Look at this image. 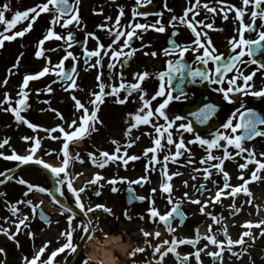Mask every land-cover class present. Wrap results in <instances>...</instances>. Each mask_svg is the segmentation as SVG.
<instances>
[{"label":"snow or ice","instance_id":"1","mask_svg":"<svg viewBox=\"0 0 264 264\" xmlns=\"http://www.w3.org/2000/svg\"><path fill=\"white\" fill-rule=\"evenodd\" d=\"M152 3V0H135L136 6L131 10L132 19L125 25L121 23V18L126 16V12L123 6L119 7L118 15L115 21L112 23H107L113 20L111 16H106V23L98 25L99 28L106 30L110 37H112L111 43L105 45L100 42L96 37L94 32L86 31V36L82 44V55L84 57L85 70H90L92 68L98 69L97 74V87L98 91H93L90 93V99L87 104L83 103L80 98L74 94L75 91L80 89L77 80L79 78L78 64L80 57L77 56L71 49L81 42L77 40L76 33L74 29L79 28L81 25L80 16V5L81 0H41L40 3L29 7L25 10H16L11 18H6L5 13L12 12L11 0H7L6 3L0 5V25H4L3 31H0V47H3L6 41H13L18 37L22 38L26 33L32 30L33 25L37 18L42 13H51L50 25L46 29L45 34L37 42V50L35 56L37 58H43L45 60L44 67L36 73H26L23 76L22 83L17 92V98L11 97L8 92H5L3 99H0V111L11 112L14 119L17 122L27 125L33 131H37L43 126L37 125L29 121L22 113L27 110L30 105L28 104L30 92L32 91L29 87L31 81L38 80L47 75H53L56 79H53L51 84L47 85L44 89H36L37 93L41 91L46 93H53L55 90L52 84L60 83L63 90L66 92H72V100L74 101L75 108L77 112H80L78 118L72 119L70 122L65 121L63 114L59 113L57 109L51 108L50 101H45L49 104V109L57 113L60 120L67 124V129L64 124L56 125L52 128L43 129L49 134V138L61 139L62 149V166H53L45 162L42 158H36L35 163L43 167V169L50 170V172L55 177V192L59 193L60 196H64V187L70 191L74 196L75 209L69 207L68 203L62 202L57 198L51 191V185L49 186H38L25 180L24 178H19L18 183L21 185H26V191L23 193L22 199L12 204L9 210L13 216H17L21 209L18 205L23 204L24 206H31L30 211L35 213L39 205L33 206V200L29 198L30 192L32 190L39 191L40 193H47L53 200L59 204L60 208L65 213H70L66 215V222L69 226L66 231L67 242L63 244L62 247L52 251L48 255L47 260L43 264H52L53 258L57 256L58 252L63 253L65 249H70L72 253L78 254V246L73 243V230L72 223L74 217L77 215L81 216L80 226L82 227L83 235H81V242L86 245L89 240L93 239V234L96 228L93 227V222L90 219H86L90 212L95 209L103 210L105 213L112 214V209L107 207L102 203H97L95 208L87 207L81 202V193L85 192V188H93L95 195L99 197L101 192L96 190L93 186H99L103 188L104 183L112 185L111 191L117 192L118 189L115 187L118 179L120 181L128 180L126 177H113L108 179L101 175L100 173L94 174L91 181L87 182L85 187H81L79 190L73 188L72 181L69 179V173L67 169L72 163L73 159L78 160L80 163H84V160L77 155L75 158L69 155V142H75L74 138H82L93 131H96V124L103 122L98 117V112L100 111V106L105 103L106 97H115V103L126 104L133 97L135 93H139L140 105L138 109L133 113H128L129 121L128 127L125 130L124 135L128 138L125 145H121L119 141L112 140V143L116 146L115 151L110 154L108 151L97 150L96 152H88L87 155L91 162L98 166L100 169L105 168V166L111 161L119 166V161H123V166H127L129 160L135 161L139 159L137 155H129L128 148H131L136 141L139 140V136L133 138L132 132L134 129L138 130L141 125H150L153 129L152 133H144L152 139L153 146L146 148L143 151V157L148 159V165L145 167V171L149 175L140 177L136 180H128L129 184L135 183L137 185H142V182H150L151 171L156 170V166H160V172L162 180L160 182V188L163 194L166 195V199L171 208L165 213L158 211L155 205L154 199L152 200V206L149 208V220L159 224L163 222L169 233L173 234V239L171 241L165 239L162 243L163 246L171 245L167 247L166 250L161 244H157L153 251V256H158L156 264H163L165 257L170 253L176 255V259L180 261V264H190L189 256L193 257L197 264H201L202 253L211 256L214 260L222 259V253L227 251L231 252L233 256H243L247 252V247L249 245V240L254 238L252 232L247 229L255 227L256 229L264 228V220L256 222L253 224L252 221H246L244 223L245 230L237 239H232L226 227L222 225V221L225 219L223 216L217 217L213 213L206 212V208L209 203H219L221 202V195L224 190H229L226 195L233 197V204L231 205L230 215L235 216L241 210L242 205L238 206L235 203V197L243 192L251 195L249 188L247 187L249 179L245 178L243 173L238 177L241 184L238 186H232L229 183L230 176L229 173L224 169L223 165L225 160L233 159V152L230 151V147L235 150L236 156H244L245 163L238 165L239 169H248L250 165L253 166L251 171L250 179L253 181H259L264 179L261 173H264V152L257 154L254 148L246 147L248 141L253 140L255 137L264 138V114L259 111L245 107L243 101H241V107L236 109L231 116L227 119L225 123L222 124L221 129L210 133L209 137H203L198 132L194 130L193 123L189 120L187 123H177L182 121L185 117L180 115L170 116L168 114V106L173 100H179L181 97L185 96V85L186 83L204 82L207 81L209 84L219 85L217 91L223 94L225 100L233 102L231 99L232 94H241L243 96L251 95L253 97H264V85L259 89L255 87L254 77L257 73H264V59H258L257 57L264 52V0H241L240 5L233 4L231 0H188L189 6L183 11L180 16L172 15L168 24H171L174 28L173 35H178L177 30L178 25H183L190 29L193 34L194 39L190 44L177 43L175 40L171 41V51L168 48L162 50L163 54L170 57L166 61V67L164 70L159 71L155 75L158 77L160 83L158 90L149 98L146 91L142 87L143 82L150 78L153 73L144 70L142 72H136L133 74V81L128 82L123 76V72L118 73L119 84L112 83L114 78V73L109 71L108 79L109 83L105 84L102 80L104 75L103 69V57L107 56L109 58V63L107 67L112 70L117 64H120L121 69L124 64L132 58L139 49L132 47V41L134 38L138 37L141 33L138 30L146 32L149 28L154 29L158 32H164L166 30L165 24L161 23L158 19L154 23L146 24L137 21V17H144L150 15L149 12L143 9ZM164 8L168 11H172L167 8V0L164 2ZM94 12L98 14H103V7L98 10L93 9ZM201 12L205 13L203 19H197L201 15ZM234 12V19L239 24L236 29L237 35L232 36L228 39V54L220 52L214 45L212 37L209 35L210 31H223L222 28H216L215 26V15L218 13H223V19L228 20L229 13ZM158 17L163 16V12L154 13ZM211 14L212 20L209 22V15ZM28 21L27 25L20 29L12 32L16 26L22 21ZM261 23H257V21ZM59 26L63 29H69L66 34L58 33L55 28ZM255 33V38L249 35L247 38L245 33ZM11 33V34H9ZM97 39V45L94 49H89L87 47L88 39ZM63 40V50L64 55L59 58V60L53 63L51 57L47 55L49 52L58 51V49H49L45 47L46 41L50 40ZM150 46V45H146ZM127 49V51H125ZM191 51L195 54L194 63L200 66L192 67L185 61V55ZM152 55L155 57L157 52L153 51L151 53H145V55ZM22 55L17 58L16 63L12 65L9 69L10 74H14L13 70L19 68L20 59ZM248 60H245V57ZM95 57V62H91L92 58ZM120 57H124V60H120ZM175 57V59L171 58ZM70 61L71 67L66 70L65 62ZM212 65V67H209ZM241 65H256L250 73L245 74ZM228 73H232L228 76ZM242 81L238 84L237 81ZM175 82V83H174ZM225 82L227 87H224ZM3 86L8 84V79L0 82ZM107 89V90H106ZM174 91H178V95H173ZM123 93V95H121ZM157 98H162L161 102L153 108L152 102L157 100ZM7 105V107H5ZM15 105V106H14ZM91 106V109L89 108ZM43 111V109H42ZM218 112V107L216 104H204L198 111L191 113L195 117L196 123L207 124L209 120L215 116ZM163 123H160V121ZM236 121L235 123L233 121ZM177 133V139L174 140L173 132ZM59 132L61 136H51V133ZM184 133H189L193 135L190 140H185ZM22 139L26 142H31L27 151L29 154H19L15 149L11 150L10 154H5L0 151V157L4 159L18 162V166L26 165L34 160V154L41 148L42 137H30L24 136ZM162 140L166 143H162ZM9 144V139H4L0 142V149H3L5 145ZM198 144L200 147L205 148L206 155L199 159L198 163L202 166L200 168L193 167V172H202L203 180L205 182L212 180L213 185L216 187L214 195L210 194L209 200L201 201L199 198L192 199L188 192L183 194V198L174 197V188L171 183L173 176L181 175L178 170L169 172V162L173 164L184 163V166L195 165L197 161L192 154L190 145ZM175 147V152L171 151V147ZM206 146V147H205ZM123 148V155L118 156ZM213 150L220 151L223 150V155H215ZM52 151L48 150L46 154L50 155ZM163 152V160L158 159L157 153ZM152 154L149 156V154ZM187 153L186 162H181L178 158L185 156ZM98 157L103 158L99 159ZM260 157V158H258ZM217 161V163H213ZM215 170V171H213ZM216 174H222L223 185L221 186L212 177ZM79 175V174H78ZM0 177H6L7 180H13L14 174L11 169L7 172L0 171ZM193 180L197 179L196 175H192ZM5 179H0V184H4ZM103 182V183H102ZM185 187H188V181L183 182ZM195 188V185H193ZM196 192H201V190L208 191L206 183H202L198 188H195ZM157 189H151V193H156ZM129 192L132 189L129 188ZM5 195L0 193V196ZM132 199V197H130ZM139 201H144L146 197L139 196L135 197ZM184 199H188L191 203L200 205V212L203 215H208L212 218L215 224L221 225L216 229H213L209 225L208 233L204 236L199 234V230H196V235L194 238H180L175 237V228L173 227V220L179 218L180 225H183L186 220V214L182 211V203ZM124 216L127 220L131 221L133 217L128 214L127 209L124 212ZM40 219L47 223H50V218L45 215L43 211L39 212ZM140 220H144L145 216L141 214L139 216ZM29 216H23L18 218L15 222V227L17 233H19L21 226L28 228L29 225L27 221ZM145 239V244L150 245V241L147 239L152 236L153 233L145 229H140ZM0 232L9 236L10 239H15L16 235L13 234L8 228L0 226ZM216 232H220L225 236V240H218ZM155 237L160 236V232L156 231L154 233ZM260 235L264 236V232ZM248 238L246 240L245 238ZM201 239L207 241V243L199 246ZM191 245L196 250L193 253H189L181 256L177 253L176 249L178 245ZM217 246L219 251L208 252L207 249L210 246ZM234 245H240L241 250L235 252L233 250ZM5 249L0 248V253H4ZM145 251L142 247H136L132 252L131 256H136L138 253H143ZM45 253V247H41L39 252L36 253L31 259L25 257V264H37L40 260L41 254ZM74 264V262H73ZM82 264H91V261L86 257ZM96 264H101L97 261Z\"/></svg>","mask_w":264,"mask_h":264},{"label":"rangeland","instance_id":"2","mask_svg":"<svg viewBox=\"0 0 264 264\" xmlns=\"http://www.w3.org/2000/svg\"><path fill=\"white\" fill-rule=\"evenodd\" d=\"M2 3H6L7 0H0ZM233 4L240 5L241 0H233ZM12 5V12H7L6 18H11L13 13L16 10H25L29 7H32L36 5L35 0H11ZM222 15V14H221ZM229 19L231 20V26L232 28L230 30H226L224 28L223 31H211L212 35L216 36L218 39L217 48L221 47V44L228 45V38L231 36L237 35L236 29L239 27V24L236 22L234 17V12L229 13ZM259 21V20H258ZM36 22V21H35ZM46 22V20H45ZM28 21H22L19 23L15 29L11 30L12 32L16 30H20L24 28L27 25ZM261 23V21H259ZM84 27V25H82ZM4 25H0V30L3 31ZM80 28H77L79 30ZM219 29V28H218ZM37 23L35 25V28L29 31L25 34L24 37L17 39L13 41H6L3 47H0V82L4 81L6 78L8 79V84L6 86H3L0 84V99H3V95L5 92H8L10 94V91L14 92L12 95H15L14 99L17 98V92L19 91L20 87V79L21 76H23L26 73H31L32 71H36L43 64L36 62L35 58H32V54L36 50L35 45V38L37 36ZM230 33V34H229ZM11 34V33H9ZM229 34V35H228ZM228 38L226 39V37ZM246 38L248 37L247 32L245 33ZM255 38V35L252 37ZM112 40V37L109 38ZM52 41H46L45 47L52 49ZM229 48V47H228ZM126 51V49H125ZM22 55V58L20 59V64L18 69H14L13 73H9V69L12 67L14 63H16V60L18 57ZM144 57L143 53H140L138 57H141V60H145L142 58ZM52 59V58H51ZM106 61V69L108 71L110 70L107 65L109 63V58ZM245 60H248L249 58L246 56L244 58ZM53 61V60H52ZM152 60H145L142 63L141 66L143 68L150 67L152 70L160 69L159 66L156 65L157 68H153L151 66ZM146 64V67L145 65ZM120 64H117L116 66H119ZM245 74L250 73L256 65H242L240 66ZM114 70V69H113ZM123 71V69H121ZM132 70V69H131ZM130 71V70H129ZM127 73L126 71H124ZM137 71L132 70V75L136 73ZM51 76V75H48ZM49 79V78H48ZM47 79V80H48ZM86 79L85 73L83 72L81 75V83L84 82ZM10 80H13L15 83H11ZM12 81V82H13ZM113 82L116 84V79L113 78ZM255 87L259 89L262 85H264V73H257V75L254 77ZM104 83L107 84L106 79L104 80ZM92 89L94 88V83L92 85ZM59 89H55L53 92V97L55 101V107L59 111V113L63 114L64 120L70 122L72 119L78 118L80 116V112L76 111L74 101L72 100V92H66L63 90L62 86H59ZM107 90V89H106ZM35 91V89H34ZM90 91V90H89ZM95 91V90H93ZM92 91V92H93ZM75 95L77 98H80L81 101L85 104H87L88 100L90 99V94L86 97L85 92L82 90V98L80 97V91H75ZM89 92V93H92ZM48 97H51V95H48ZM253 98V96L249 95V99ZM256 98V97H254ZM264 100V97H262ZM108 104L104 105L102 108H100L101 113L100 120L103 122L102 124L97 123L96 124V131L91 132L88 139L87 136H84L82 138H77L75 142H69V155L70 157L75 158L77 155H79L83 160L84 163H80L78 160L73 159L72 163L70 164L69 168L67 169L69 173V179L72 181L73 188L79 190L81 187H85L87 182L91 181L94 177V174L100 173L104 177L111 179L113 177H126L128 180H134L136 177H143L146 175H149L145 171L146 165H148V160L145 161L143 155H141V151H143L144 147L149 145L150 137L148 140V143L145 144L142 148H135L133 151L135 152L134 155H137L140 157L139 159L135 161L129 160L128 165L125 167L123 166V161H119V166L116 163H112L111 161L108 163V165L100 169L98 166L94 165L90 158L88 157V152H96L97 150L102 151H108L110 154H112L115 151V145L112 143V140H117L120 142L121 145H125L128 141V138L124 135L126 128L128 127L129 117L128 113L135 112L138 107L132 110L130 109V105H126L124 107H121L120 104L115 103V97H109ZM54 105V102L52 104ZM41 109L44 108L43 105H39ZM264 107V106H263ZM75 108V109H74ZM89 108L91 109V106L89 105ZM39 109V111L41 110ZM256 109V108H255ZM99 113V114H100ZM8 118V119H7ZM64 123V121H63ZM12 124V121L9 119L8 114L4 111H0V142L3 141V137L9 138L12 137L14 134L20 133V131L14 130V127H11L12 129H8V126L6 125ZM65 128L67 129V124H64ZM151 133V132H148ZM144 132L139 128L138 130L134 129L132 132V137L135 138L139 136V140L136 141L134 144L135 147H137V144L142 140V135ZM127 139V141H125ZM246 147L248 148H254L258 153L264 152V138L258 137L256 140L252 141L251 143H246ZM29 148L28 145H26V141L23 139L13 140L12 144L8 147H5L3 149H0V151L4 152L6 155L11 153L12 149H15L17 153L19 154H29L27 149ZM58 149H62V140L52 139L44 144V146L39 149L36 152V155H38L39 151H42V156L47 157L48 154L46 152L48 150H55L52 151L51 154L57 155V165L62 166V152L60 151V156H58ZM131 148H128V154L133 155V152L130 151ZM130 152V153H129ZM50 154V155H51ZM116 155L120 156L123 155V148L120 153H117ZM239 157L240 161L237 163V168L232 171V177H230L229 182H234L235 185L231 184L232 186H238L241 184V181L238 179V177L242 174V170L239 169L238 165L241 163H245L244 156H236ZM260 158V157H258ZM3 157H0V171H5L7 166L6 162H4ZM101 159L98 157V160ZM264 159V158H261ZM162 161V160H161ZM181 162H186L185 160H180ZM244 161V162H243ZM6 166V167H5ZM193 167L200 168L202 167L198 161L195 165L190 166H184V163H178L173 164L169 162L168 168L170 174L175 171H179L182 173L178 176H173V180L171 181L173 188H174V197L175 198H183V194L185 192H188L192 199L199 198L201 201L209 200L210 194L214 195L216 191V187L213 185L212 180H209L205 182L203 180L202 172H193ZM247 172H245V178L248 177L249 179V192L251 195H248L247 193H239L235 197V203L241 207V210L238 214H236L234 217L230 215L231 211V205L233 204V197L230 195H226L224 193H227L229 190H224V193L221 195V202L219 203H209L206 212L213 213L218 218L223 216L225 219L222 221V225L225 227L227 225L226 229L229 234V236L232 239H237L242 234V232L245 230L244 223L246 221H253L257 220L256 222L264 220V179H260L259 181H253L250 179L251 171L254 170L253 166L250 165L248 169H246ZM39 174V172L34 171H28V170H22L17 174H14V179L11 180V183H9L8 188L5 189L3 187L1 190L3 192L1 193H8L9 191H14V187H18L19 185H16L15 182L18 181L19 178H24L25 180L30 175H36ZM79 174V175H78ZM192 175H196L197 179L193 180L191 177ZM261 176H264V173H261ZM155 182H154V180ZM213 180H216L221 186L223 185V180L221 176L214 175L212 177ZM128 180L120 181L118 179L117 184L115 187H117V192H112L111 187L112 185H109L107 183H104L103 188H100L97 186V190L101 192V195L97 197L95 193L91 192L89 188H85V192L81 193V202L85 204L87 207H93L95 208V205L99 203L102 198L104 199V205L107 207H110L112 209V214L105 213L103 210L95 209L93 212H90L88 214V219L92 220L93 227L96 228L98 231H95L94 238L104 239L105 234L107 235H120L122 236V242L129 245L125 253H121L119 248L113 247L115 249H112V254L118 258L119 264H156V261L158 260V256H153L154 248L157 244H161L162 247L166 250L168 246H163V241L165 239L171 241L173 239V234L169 233L167 229L162 225L160 226V223H154L149 220V212L148 210L141 209L139 212L136 211H128V214L133 217L131 220L132 223L128 226L132 229H134L133 233L128 232V227H125L124 232H120V224L124 226V222L120 219V212L121 208L125 209V206H121L122 203H126V197H125V191L127 188L133 187V184H129ZM162 180L161 172H160V166H156V170L151 171L150 173V185L157 189L156 193L150 195L152 200L154 199L155 205L159 212L164 213L171 205L168 204L165 194L162 193L160 188V182ZM184 181H188V187H185ZM122 182H126V185L122 188ZM103 183V182H102ZM206 183L207 188L210 190V193L207 192L203 194L202 196L198 195V192H196L195 188H198L200 184ZM195 185V188L193 187ZM66 195H64V201L67 202V198L71 200L72 203H74V196L73 194L67 190L66 186ZM167 195V194H166ZM4 196V195H2ZM0 196V197H2ZM100 198V199H99ZM99 199V200H98ZM63 201V202H64ZM49 206L51 209H56L55 201L52 199L49 202ZM19 206V205H18ZM160 206L162 209H160ZM11 207L10 204H4L1 206L0 204V226L8 228L13 234L16 235L15 239H7V236L0 232V248H4V253H0V264H25V257L28 259H31L36 253L39 252V249L41 247H45V253L41 254L40 260L37 261V264H43L44 261L47 260V255L49 252L54 251L58 249L61 244H63L64 240L66 239V231L61 230L62 226L58 227V225L63 224L64 221H66V215L68 213H65L63 210H60L61 213L59 215H55L57 219L54 221L53 226L50 229H46L45 234L41 236L39 232L36 231V226L38 224L37 218L34 213L31 211L29 212H21L15 219L10 218L11 211L9 208ZM182 209L185 213L188 214V221L183 226L180 227L178 222L174 223L173 227L175 228V237L177 239L180 238H194L196 235V230H199V234L201 236H204L208 233L209 225L213 227V229H216L217 227H220L221 225L215 224L212 220V218L208 215H203L200 212V205L191 203L188 199H184L182 203ZM50 214H54V212L50 211ZM28 214L29 220L33 219L32 227L30 231V236L26 235V230L20 229L19 233H17V230L13 228V223H15L18 218H22L23 216H26ZM143 214L145 216L144 220H140L139 216ZM27 215V216H28ZM59 217V219H58ZM126 219V218H125ZM80 220L81 216L74 217L73 225L75 228V236H76V245H78L81 240L80 237L83 235L82 227L80 226ZM127 220V219H126ZM255 222V223H256ZM119 224L118 228H116V225ZM229 225V226H228ZM11 227V228H9ZM145 229L149 231L150 233H153L152 236L148 237L147 239L150 241L149 244H145V237L143 236L140 229ZM250 232L253 233L254 238L249 240V245L247 247V252L243 256H233L231 252H223L222 253V259H219L217 263H214V259L207 255L202 253L201 256V264H264V236L260 235L261 232H264V228L256 229L255 227L247 229ZM156 231L160 232L159 237H155L154 233ZM218 240L224 241L226 238L225 236L220 233L216 232ZM92 239V240H93ZM248 240V238H245ZM207 243L206 240L201 239L199 242V246H202L203 244ZM136 247H142L145 249L143 253H138L136 256H131V252ZM70 249H65L64 256H58L53 258L52 264H70L73 254L71 251H67ZM88 247L86 246L84 251L80 253L79 257L77 258L75 264H82V261L88 257L86 252H88ZM196 249L193 247H189L187 244L178 245L177 246V253H179L181 256L193 253ZM220 249L217 246H210L207 251H219ZM233 250L235 252H239L241 250L240 245H234ZM67 251V253H66ZM7 252V254L5 253ZM69 254V255H66ZM190 264H197V261L189 256ZM91 264H96V262H92ZM163 264H180V261L176 259V255L174 253H170L167 257H165V260Z\"/></svg>","mask_w":264,"mask_h":264},{"label":"flooded vegetation","instance_id":"3","mask_svg":"<svg viewBox=\"0 0 264 264\" xmlns=\"http://www.w3.org/2000/svg\"><path fill=\"white\" fill-rule=\"evenodd\" d=\"M233 0H231L232 2ZM235 1V0H234ZM41 0H36V4L40 3ZM164 2L165 0H152V3L150 5H147L143 10L147 11L150 13L149 16H147L146 18L144 17H137V21L140 23H146V24H151L154 23L156 20H160L161 23L165 24L166 26V30L164 32H158L155 31L152 28H149L146 32H143L141 30H138V32H140L141 34L134 38L132 41V47H135L137 49H139V51L136 52V54L130 58L123 66V71L121 70L120 65L116 66L114 68V70L112 69V72L114 73V78L116 79V84H119V78H118V73L119 72H123V76L126 79V81L128 82H132L133 81V75H132V70L137 71V72H142L144 70H147L150 73H153V75L146 79L143 84L142 87L144 88V90L147 93V96L150 98L156 90H158L159 88V79L158 77L155 75L156 73H158L159 71L164 70V68L166 67V61L170 58L167 57L163 54L162 50L165 48H168L170 51L171 49V41L175 40L177 43H182V44H190L192 42V40L194 39L193 34L191 33L190 29H188L187 27L183 26V25H178L177 26V30L179 32L178 35H173L174 32V28L171 24H168V21L170 20L172 15H177L180 16L183 14V11L186 9V7L189 6L188 4V0H167V8L171 9L172 11H168L167 9L164 8ZM3 3L0 2V5H2ZM118 6H123L126 12V16L121 18V23L122 24H127L131 19V10L133 7L136 6L135 4V0H81V5H80V16H81V25L79 26V30L74 29L75 33H76V38L77 40H79L81 43L80 44H76L71 50L80 57V61L78 64V71H79V78L77 80V83L79 84L80 89H82L85 94L86 97L90 94L89 92H92L93 90L98 91V81L96 79L97 74H98V69L97 68H92L90 70H85V64H84V57L82 55V44L83 41L85 39L86 36V31L89 32H94L96 37L99 39L100 42L104 43L105 45L111 43V40L109 39L110 36L108 34V32L102 28H99L98 25L104 24L106 23L105 21V17L106 16H111L113 18L112 21L107 22V23H112L115 21L116 16L118 15L119 12V7ZM100 7H103V14H98V12H94L93 9H99ZM157 12H163V16L162 17H158L156 16L154 13ZM49 14L50 13H42L37 20V36L35 38V42L37 43L38 40L40 38H42V36L45 34L46 29L49 27L50 25V19H49ZM222 14V15H221ZM205 13L201 12V15L197 17V19H203L204 18ZM215 26L216 28H224L226 30H230L232 28L231 26V20H224L223 19V13H218L215 15ZM46 20V22H45ZM212 17L211 14L209 15V22H211ZM257 23L259 24V21H257ZM84 25V27L82 26ZM86 29V31H85ZM55 30L58 33H64L66 34V32L68 30H73L71 27L69 29H63L59 26H56ZM211 32V31H210ZM230 34V33H229ZM228 34V35H229ZM209 35L212 37L213 43L215 45V47L217 48V44H218V39L216 36L212 35L211 33H209ZM227 36V35H226ZM231 37V36H230ZM229 37V38H230ZM228 38V36L226 37V39ZM228 38V39H229ZM60 42H56V40L53 39L52 41V49H58V51L55 52H49L47 53V55H49L52 60L53 63L57 62L59 60L60 57H62L64 55V50H63V45H64V41L63 40H59ZM97 45V39H88V43H87V47L89 49H94ZM146 45H150V46H146ZM218 49V48H217ZM220 52L224 53L225 55L228 54L229 48L228 45L225 44H221V47H219L218 49ZM127 51V49H126ZM157 52V55L155 57H153L152 55L148 54L145 55V53H151V52ZM140 53H143L144 57L142 56L143 59L145 60H152L151 61V66L153 68H157V66L160 67V69L156 70H152L150 67L147 68H143L141 66V64L145 61V60H141V57H138ZM108 57L105 56L103 57V73L104 75L102 76V80L104 82V80L106 79L107 84L110 82L108 79V73L109 71L106 69V61ZM173 59H175V57H171ZM95 57L92 58L91 62H95ZM185 61L192 65V67H197L200 66L197 63H194L195 60V54L192 53L191 51H189L188 53H186L185 55ZM120 60H124V57H120ZM37 62L43 64L41 66V68L44 67L45 65V60L43 58H39L37 60ZM146 63V62H144ZM71 65L70 61H66L65 62V67L66 69L69 68ZM146 67V64H144ZM242 66V65H241ZM209 67H212V65H209ZM256 68V67H255ZM132 69V70H131ZM130 70V71H129ZM124 71H126L127 73H125ZM85 73L86 79L84 80L83 83H81V75L82 73ZM232 73H228V76H231ZM49 78V79H48ZM48 79V80H47ZM56 79L55 76L51 75V76H45V78H43L42 80H40L41 84H33L30 83L29 87L32 90L30 92V96H29V100H28V104L30 105V107L27 108L26 111H24L22 113V115H24L29 121H31L32 123H35L37 125H41L43 126V128L37 130V131H33V129H30L27 125L21 123L18 124V122L14 119V116L11 112H6L8 114L9 119L12 121V124L10 125H6L8 126V129H12L11 127H14V130L20 131V133L18 134H14L12 135V137H9V146L12 144L13 140H18V139H22V137L24 136H30V137H42V143H41V147L44 146V144L48 143L51 138H49V134L46 133L43 129L45 128H52L56 125H60V124H64L62 120L59 119L57 113L48 110L49 109V104L45 103V101H50V104H52V102H54V105H50L51 108L56 109L55 107V101H54V97H53V93H46L41 91L40 93L36 92V89H44L46 88L47 85L51 84L52 80ZM13 80H10L11 83H15ZM94 83V88L92 89V85ZM112 83H114L112 81ZM175 83V82H174ZM238 84H241L242 81L238 80L237 81ZM61 86L60 83H56V84H52L53 89H59ZM220 87L219 85H215V84H209L207 81L204 82H195V83H186L185 85V93L186 95L181 97V99L179 100H173L169 106H168V114L170 116L173 115H180L182 117H185L184 120L182 121H178L177 123H187L189 120H193L195 117L191 115V113L195 112L194 109L195 107L199 104L201 99H208V104H216L217 107H220V105H222V109H221V113L219 116V128L215 129V126L217 124L216 119L214 118L213 120H209V122L207 124H201L202 128L205 129V132H198L201 136L203 137H209L210 133H214L215 131L221 129V126L223 123H225L227 121V119L231 116V114L238 108L241 107V101L244 102L245 107L247 108H251L257 111H264V100L262 97L259 98H250L249 99V95L248 96H243L241 94H232L231 95V99L233 102H230L228 100H225L223 97V94L219 91H217V88ZM224 87H227V83L225 82ZM35 89V91H34ZM90 90V91H89ZM14 92L10 91V95L11 97H15V95H12ZM76 93V92H75ZM74 93V94H75ZM48 95H51V97H48ZM82 91H80V97L82 98ZM123 95V93L121 94ZM139 93H135L133 95V97L129 100V102H127L126 104H120L121 107H124L126 105H130V109H135L140 105L139 102ZM173 95H178V91H174ZM109 97H106L105 103L103 105L100 106V108H102L106 103L108 104L109 102ZM162 98H157V100L152 102V106L153 108H155L160 102H161ZM106 104V105H107ZM39 105H43V111L41 109V107H39ZM15 106V105H14ZM5 107H7V105H5ZM256 108V109H255ZM39 109H41L39 111ZM101 111V110H100ZM101 116V113L99 114V118ZM8 119V118H7ZM234 123L236 122L235 120L233 121ZM160 123H163V121L161 120ZM197 123H195L196 125ZM198 125V124H197ZM144 133H148V132H153V129L150 125H141L139 127ZM60 133L56 132V133H51V136H59ZM173 138L174 140H176L177 137V133L174 131L173 132ZM184 138L185 140H190L193 138L192 134L189 133H184ZM58 140V139H57ZM149 137L148 135L143 134L142 135V140L137 144V147H135V145H133L131 147V150L133 152V154L135 153L133 150L135 148H142L145 144L148 143ZM127 141V139L125 140ZM31 142H26V145L29 146ZM162 143H166L165 141H162ZM7 145V146H8ZM150 146H153L152 144V139H150L149 145L144 147L143 149H146ZM171 147V151L174 153L175 152V147L174 146H170ZM191 149L192 154H194V158L196 161H199L200 158L204 157L206 155L205 152V148L200 147L198 144H193L189 146ZM206 147V146H205ZM231 151V149H229ZM215 155H223V150L220 151H216L213 150ZM130 153V152H129ZM141 155H143L142 151L140 152ZM165 153L163 152H158L157 156L158 159H163V155ZM152 154L150 153L149 156H151ZM59 156V154H58ZM41 158V155L39 156ZM145 158V157H144ZM187 153L185 154V156L178 158L179 160H187ZM57 159V155H48L47 157H44L43 160L47 163H49L48 161H56ZM147 158H145L146 160ZM214 163H217V161H213ZM224 169L227 172H231L234 171L237 167V164L235 162H233V160H225L224 165H223ZM28 171H34V172H39V174L36 175H30L29 177H27V181L32 182L35 185L38 186H49L50 184L47 181L46 175L44 172L42 171H38L36 169H27ZM203 174V173H202ZM10 182V181H9ZM19 184L18 182H16V185ZM18 187H14V191H9L8 193H6L4 196H2L0 198V203L1 205L5 204H15L17 201L22 199L23 193L26 191V185H21ZM126 185L125 182L122 183V188L123 186ZM8 186L5 185V189H7ZM151 185L150 183H145L142 182L141 186H138L137 184H135L133 190H134V194L135 196L139 197V196H144L146 197L145 202L143 205H134L132 208H127L126 205L127 203H122L121 206H125L126 208L123 209L121 208V212H120V219L121 221L124 222V226L120 224V232L123 231L125 227H128L132 221L126 220L125 216H124V212L127 209V211H136L139 212V210L141 209H149L151 206L150 203V198L152 195L151 193ZM29 198L33 200V206L35 205H39V207H45L43 204H41L40 202H46L47 200L50 199V196L47 193H40L39 191L36 190H32L30 192ZM100 199V198H99ZM98 199V200H99ZM37 201V202H36ZM39 201V202H38ZM99 203L104 204V199L102 198L101 200H99ZM21 209V212H29L30 211V207L31 206H24L23 204H20L18 206ZM57 214H59L60 212H56ZM18 216V214H17ZM17 216H13L12 218H16ZM62 226L61 230H68L67 228V223L63 222V224L58 225V227ZM119 224L116 225V228H118ZM38 227L41 229L38 232L40 234L46 235L45 233H43L49 226H42L39 224ZM29 229V227H28ZM128 232L131 234L133 233L134 229L128 227ZM73 230V235H75V230L72 228ZM46 232V231H45ZM47 233V232H46Z\"/></svg>","mask_w":264,"mask_h":264},{"label":"clouds","instance_id":"4","mask_svg":"<svg viewBox=\"0 0 264 264\" xmlns=\"http://www.w3.org/2000/svg\"><path fill=\"white\" fill-rule=\"evenodd\" d=\"M113 247L125 253L128 244L122 242L120 235H107L104 239L94 238L88 242V258L92 262L100 261L101 264H119V260L112 254Z\"/></svg>","mask_w":264,"mask_h":264},{"label":"bare ground","instance_id":"5","mask_svg":"<svg viewBox=\"0 0 264 264\" xmlns=\"http://www.w3.org/2000/svg\"><path fill=\"white\" fill-rule=\"evenodd\" d=\"M251 221L253 222V224H255V222H256L257 220L253 221V219H252ZM228 226H229V225H228ZM225 227H227V225H225Z\"/></svg>","mask_w":264,"mask_h":264},{"label":"water","instance_id":"6","mask_svg":"<svg viewBox=\"0 0 264 264\" xmlns=\"http://www.w3.org/2000/svg\"><path fill=\"white\" fill-rule=\"evenodd\" d=\"M261 54L264 55V52H262ZM185 221H186V220H185ZM185 221H184V223H185ZM184 223H183V224H184Z\"/></svg>","mask_w":264,"mask_h":264}]
</instances>
